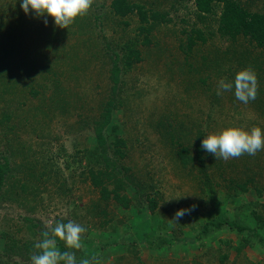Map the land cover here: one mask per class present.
Masks as SVG:
<instances>
[{
	"label": "rangeland",
	"instance_id": "obj_1",
	"mask_svg": "<svg viewBox=\"0 0 264 264\" xmlns=\"http://www.w3.org/2000/svg\"><path fill=\"white\" fill-rule=\"evenodd\" d=\"M129 1L171 21L147 33L137 13L119 17L112 0H94L63 29L26 15L21 0H0V162L10 167L0 191V264H31L42 233L70 220L87 229L82 247L58 248L74 252L77 264H264L257 237L202 232L224 218L264 235V150L227 161L204 150L205 175L196 155L209 133L264 130L263 50L242 35L223 43L219 8L199 20L194 0ZM240 1L264 13V0ZM192 28L203 38L190 45ZM132 51L139 60L127 65ZM248 67L255 100L217 95L221 79ZM109 100L116 109L104 134L110 157L117 136L126 142L113 171L130 177L128 208L103 200L91 181L105 168L94 128ZM180 146L192 157L185 165ZM181 209L190 211L177 221ZM244 238L249 245L237 253Z\"/></svg>",
	"mask_w": 264,
	"mask_h": 264
},
{
	"label": "trees",
	"instance_id": "obj_2",
	"mask_svg": "<svg viewBox=\"0 0 264 264\" xmlns=\"http://www.w3.org/2000/svg\"><path fill=\"white\" fill-rule=\"evenodd\" d=\"M197 16L199 20L205 19L208 15L216 13V9L219 8L220 15L218 20V34L221 37L223 43L235 40L239 35L247 38L250 42L254 43L256 47L260 48L264 52V13L251 11L247 9L240 0H194ZM111 7L116 16L126 17L130 14L137 13L140 21L147 26L143 28L147 33H151L152 30L158 26L160 23H166L171 21L169 18V13L167 12H147V10L138 4L132 3L129 0H112ZM142 30V28H141ZM203 34L200 30L192 28L190 33V45L194 43L197 39H202ZM137 53L132 51L131 54L125 57L127 65H130V57L134 56L136 60L138 56ZM117 64V59L113 61L112 66V80L115 83L119 81L118 74L119 68ZM114 85L113 91L115 92ZM116 109L114 100H109L105 104L103 114H101V120L95 124L94 134L96 139V144L98 149H100V157L105 163V168L100 171L91 172V181L93 185L99 189L101 198L103 200H113L119 204L122 208H128L130 206V198L126 194L127 183L130 179L128 175L119 177L114 174L113 168L116 165V160L124 155L122 148L126 145L125 140L121 136L116 137L114 143V152L117 153L113 157H110L107 149V139L104 134L105 128L111 122V116L113 111ZM116 129V126H113ZM202 138H199L197 143V158L201 163L202 174L205 175V155L204 149L201 147ZM181 149L178 151V156L180 161L185 165L188 161L192 160L189 154V149L187 147L180 146ZM9 164L5 162L4 164L0 162V191L3 188L6 175L9 173ZM126 170L127 168L124 167ZM209 181V180H206ZM113 184L112 188H109V184ZM150 204L153 206V200H150ZM228 228L230 230L236 231L239 235L246 232L249 237H257L261 245L264 246V235L259 233L257 229H251L247 226L241 225L239 223L228 221L224 218L218 221H211L204 224L202 232L207 234L211 229H221ZM245 237V236H243ZM57 244H61L60 241ZM246 245H249V241L244 238L243 244L236 247V252L241 253ZM61 252L66 251L64 245L59 248ZM227 255H223L221 262L225 261ZM94 261V258H91Z\"/></svg>",
	"mask_w": 264,
	"mask_h": 264
},
{
	"label": "clouds",
	"instance_id": "obj_3",
	"mask_svg": "<svg viewBox=\"0 0 264 264\" xmlns=\"http://www.w3.org/2000/svg\"><path fill=\"white\" fill-rule=\"evenodd\" d=\"M94 0H21V8L27 15L34 13L37 17H51L59 28L67 29L75 19L88 13ZM47 23V21H45ZM258 90L256 73L251 67L238 71L233 81L221 79L218 82L217 95L225 91H234L237 100L244 104L255 100ZM201 147L216 159L239 158L244 154L256 155L264 150V130L253 126L251 129L226 127L219 132L206 135ZM190 209H181L175 213L179 220ZM87 229L79 223L68 221L57 223L42 233V239L34 245L36 252L30 257L31 264H77L75 253L61 252L58 241L66 248L79 250ZM80 264H91L82 260Z\"/></svg>",
	"mask_w": 264,
	"mask_h": 264
}]
</instances>
